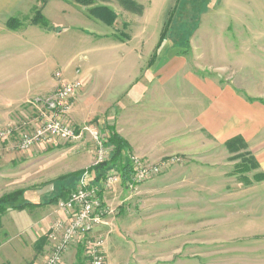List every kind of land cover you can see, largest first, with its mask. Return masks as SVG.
Wrapping results in <instances>:
<instances>
[{
    "label": "rangeland",
    "instance_id": "obj_1",
    "mask_svg": "<svg viewBox=\"0 0 264 264\" xmlns=\"http://www.w3.org/2000/svg\"><path fill=\"white\" fill-rule=\"evenodd\" d=\"M34 1L16 18L31 22L40 10L53 26H66L74 33L69 70L85 63L87 85L111 87L113 100L105 95L108 110L88 121L72 108L67 114L77 130L87 125L98 136L86 131L19 150L17 131L33 130L36 99L0 126L15 129L0 140V197L25 189L20 201L36 205L0 214V264H11L7 253L43 264L51 227L65 216L46 203L83 177L104 188L90 170L112 155L107 125L126 137L128 159L147 162L151 174L126 184L111 170L119 184L102 190L106 222L59 264H91L95 244L104 264H264V0ZM103 7L115 14L113 24ZM57 71L67 69L59 64Z\"/></svg>",
    "mask_w": 264,
    "mask_h": 264
},
{
    "label": "crops",
    "instance_id": "obj_2",
    "mask_svg": "<svg viewBox=\"0 0 264 264\" xmlns=\"http://www.w3.org/2000/svg\"><path fill=\"white\" fill-rule=\"evenodd\" d=\"M34 3V0H0V126L11 122L23 106L57 88L58 81L54 77V72L59 64L67 69V72L62 73L64 80H80L83 84L73 105L71 104L72 116L84 118L85 121L97 118L102 114L101 111L108 110L104 96L109 95V100H113L111 95L114 90L111 87H104L100 91L97 89L92 91L87 85L90 78L85 63L82 70L78 67L76 70L72 68L69 70L74 57V33H70L63 25L60 38L58 32L45 30L30 21H23L16 29L8 26L10 18L31 12ZM68 33L71 35L70 38L67 37ZM25 112L21 111L22 114ZM118 184L119 178L114 184L116 190ZM6 259L11 264L23 262L21 258L16 259L13 253H7ZM39 262L35 264H42ZM44 262L45 260L43 264Z\"/></svg>",
    "mask_w": 264,
    "mask_h": 264
},
{
    "label": "built area",
    "instance_id": "obj_3",
    "mask_svg": "<svg viewBox=\"0 0 264 264\" xmlns=\"http://www.w3.org/2000/svg\"><path fill=\"white\" fill-rule=\"evenodd\" d=\"M59 86L49 97L36 99L31 102L35 106L34 117L30 122L33 125L32 131H17L19 134L16 147L21 151L29 150L35 145L46 141H74L81 137L84 132L91 131L98 136V133L89 126L77 130L67 121V114L71 107L72 100L82 89L80 80L67 81L63 79L61 71L55 73ZM13 128L0 131V140L8 138ZM104 147L101 153H105ZM102 157V156H101ZM102 161V160H101ZM133 168V183L145 181L151 174L152 168L146 162L136 156H130ZM83 177L80 183L72 189L65 199L59 200L57 207L63 211L65 216L57 219L51 227L49 238L52 241L44 264H59L64 254L72 245L90 244L91 234L106 222L109 206L105 203L101 190L111 188L118 176L109 173L103 182V189L96 184H90ZM103 192V191H102ZM91 264H104L105 258L99 244L90 245L88 250Z\"/></svg>",
    "mask_w": 264,
    "mask_h": 264
},
{
    "label": "trees",
    "instance_id": "obj_4",
    "mask_svg": "<svg viewBox=\"0 0 264 264\" xmlns=\"http://www.w3.org/2000/svg\"><path fill=\"white\" fill-rule=\"evenodd\" d=\"M178 3H177V5H178ZM101 10L107 12V16H106L107 21L106 22L108 24H113L114 19H115V14L113 13V11L108 10L106 7H103ZM175 10H176V8L173 9L172 11H170L168 14V18H167V20L163 26L159 42L156 46V49H155L152 57L149 60L148 65H151L154 62V60L156 58V51L164 44V42L167 38L170 25L172 24V22L174 20ZM31 23L37 24L41 28L48 30V31H55V32L61 31V27L53 26L50 23V21L48 20V18L40 10L35 12L32 20H31ZM7 24L10 28L16 29V28H19L23 24V21H21L20 19H18L16 17H12L8 20ZM105 129L109 133H107V135L105 137L104 144H105V146L112 147V155H111L110 159H107L105 161H100L98 164L93 166L90 171H95L96 172L95 181L101 182L104 179H106V176L108 175V173L111 170H116L120 173L123 181H125L126 184H130L133 169H132L130 157L128 159V156L126 153V151L130 149L129 142L116 131L115 126H108L107 125ZM118 162H122V165L120 167H117ZM83 172L84 171L74 173V174H72L66 178L61 179V180L62 181L68 180L69 178L83 174ZM72 189H74V188H72ZM72 189L62 191L58 196L53 197V199H51L49 202H47L46 205L48 203L49 204L50 203H58L59 200L65 199ZM24 194H25V189H20V190L14 191L12 193H8V194L0 197V214L7 211L9 208L23 210V209L27 208L28 206H32V205L36 206L34 203L27 204L26 202L20 201L21 197L24 196ZM101 195H102V190H101Z\"/></svg>",
    "mask_w": 264,
    "mask_h": 264
}]
</instances>
